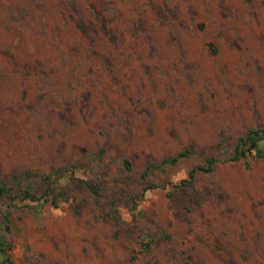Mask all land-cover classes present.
I'll return each instance as SVG.
<instances>
[{
  "label": "rangeland",
  "instance_id": "374dc122",
  "mask_svg": "<svg viewBox=\"0 0 264 264\" xmlns=\"http://www.w3.org/2000/svg\"><path fill=\"white\" fill-rule=\"evenodd\" d=\"M258 128L264 0H0L13 264H264V160L229 161Z\"/></svg>",
  "mask_w": 264,
  "mask_h": 264
},
{
  "label": "trees",
  "instance_id": "16d2710c",
  "mask_svg": "<svg viewBox=\"0 0 264 264\" xmlns=\"http://www.w3.org/2000/svg\"><path fill=\"white\" fill-rule=\"evenodd\" d=\"M264 140V130L262 129H252L247 131V133L239 137L236 141L233 155L229 158V161L236 162L241 159H246L249 156L254 155L257 159L264 160V152L260 149L259 143ZM103 152L98 153V159L102 156ZM186 156L185 152L178 153L174 158L162 162V164H175L180 159H183ZM215 163L214 159H209L205 162V166L198 167L189 172V178H192L194 171L210 172L212 166ZM61 171L56 170L51 174L41 176L43 181V191L40 195L32 193L30 186L26 187L22 200L29 201L31 203L43 202L51 203L52 207H57L56 202L58 200L64 201V196L61 191L55 189V183L52 178L56 177ZM147 173L144 172V175ZM23 176L29 178L32 176L29 172H24ZM153 189V186H146L143 188L142 192ZM89 190L92 194L96 195L98 189L96 186H90ZM6 197L8 200V206L14 208V201L16 198L12 195V189L6 182H0V197ZM37 214V212H35ZM13 250V245L9 242L6 237L0 232V264H13L11 259V252Z\"/></svg>",
  "mask_w": 264,
  "mask_h": 264
}]
</instances>
